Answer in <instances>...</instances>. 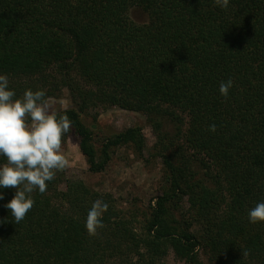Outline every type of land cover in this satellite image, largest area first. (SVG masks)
<instances>
[{
    "label": "trees",
    "instance_id": "1",
    "mask_svg": "<svg viewBox=\"0 0 264 264\" xmlns=\"http://www.w3.org/2000/svg\"><path fill=\"white\" fill-rule=\"evenodd\" d=\"M0 73L17 97L68 90L74 106L52 113L72 121L61 143L75 133L90 171L122 146L163 163L149 209L125 211L59 170L15 224L3 207L15 189H0V264H169L170 251L188 264H264V223L247 216L264 200V0H0ZM111 106L147 114L151 149L139 124L97 142L82 112L96 121ZM97 199L108 209L89 235Z\"/></svg>",
    "mask_w": 264,
    "mask_h": 264
},
{
    "label": "clouds",
    "instance_id": "2",
    "mask_svg": "<svg viewBox=\"0 0 264 264\" xmlns=\"http://www.w3.org/2000/svg\"><path fill=\"white\" fill-rule=\"evenodd\" d=\"M214 3L227 8L229 0ZM233 84L231 78L221 81L220 94L227 98ZM72 127L66 113L57 116L51 112L45 90L28 88L17 97L9 86L8 75L0 73V157L6 159V163L0 164V189H15L12 199L3 205L14 218L12 223H20L32 208L31 194H43L47 182L69 165L60 149L62 136ZM209 131H216L215 123L209 125ZM3 199L4 193L0 191V200ZM107 209L108 204L97 199L87 210L84 226L89 235H95L103 226L102 216ZM247 216L249 223H264V200L249 208Z\"/></svg>",
    "mask_w": 264,
    "mask_h": 264
},
{
    "label": "rangeland",
    "instance_id": "3",
    "mask_svg": "<svg viewBox=\"0 0 264 264\" xmlns=\"http://www.w3.org/2000/svg\"><path fill=\"white\" fill-rule=\"evenodd\" d=\"M130 16L137 22L148 20V14L139 7H133ZM48 106L51 112H55L74 106V103L68 90L64 89L58 97L48 99ZM94 113V110L84 111L82 117L85 123L94 129L95 139L100 145L105 137L135 124L143 127L147 149H151L157 140L145 113L119 106L98 107L96 121L93 118ZM60 150L69 160V165L62 169L66 176L81 178L99 191L112 193L125 211L136 208L149 209L152 199L162 193V159L150 155L148 150H145L144 156L140 157L128 146L116 148L107 168L102 172L89 170L87 160L79 147V138L75 133H71L65 142L61 143ZM138 217L143 219L141 213ZM167 259L169 264H188L178 258L173 251H170Z\"/></svg>",
    "mask_w": 264,
    "mask_h": 264
}]
</instances>
